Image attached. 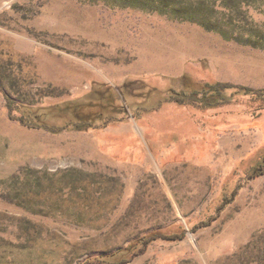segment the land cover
<instances>
[{
	"label": "rangeland",
	"instance_id": "1",
	"mask_svg": "<svg viewBox=\"0 0 264 264\" xmlns=\"http://www.w3.org/2000/svg\"><path fill=\"white\" fill-rule=\"evenodd\" d=\"M214 82L264 87V0H0V264L116 258L173 230L122 264H264V110L172 99ZM7 97L118 120L51 132Z\"/></svg>",
	"mask_w": 264,
	"mask_h": 264
},
{
	"label": "trees",
	"instance_id": "2",
	"mask_svg": "<svg viewBox=\"0 0 264 264\" xmlns=\"http://www.w3.org/2000/svg\"><path fill=\"white\" fill-rule=\"evenodd\" d=\"M228 88H233V91L229 96H226L225 91ZM235 96H248L255 104L256 110L259 112L264 110V87L251 88L243 85H231L224 82L205 83L198 89L196 88L189 92L181 93L176 97H172V99L181 105H197L203 109L228 104L231 102V97L233 98ZM6 107L11 119L27 127L44 128L51 132H58L69 126L96 128L106 125L111 121L118 120L112 115L113 105L107 103L102 105L96 104L95 107L89 101L82 103L65 102L63 104H55L45 108L46 115L44 118H40V115L37 114L39 110L36 107L18 105L8 97L6 98ZM15 111H19L20 115H15ZM88 112H91L92 116L86 118L85 115ZM103 115L105 118L102 123H99L98 118L101 119ZM92 117H95V119H92ZM52 119H54L53 122H51ZM256 171H259V173L264 172V153L261 155L260 161L254 165L250 176L256 175ZM234 193L235 192L232 191L228 199L223 198L222 202L217 206L216 211H219L223 206L229 203ZM182 236L183 232L179 230L155 232L130 242L127 248L124 249L123 254L119 257L111 258L110 256L99 255L87 259L84 264H122L142 253L154 240L174 241L181 239Z\"/></svg>",
	"mask_w": 264,
	"mask_h": 264
}]
</instances>
